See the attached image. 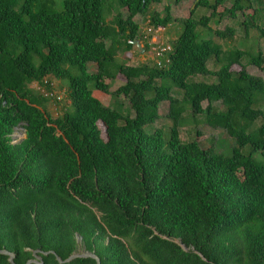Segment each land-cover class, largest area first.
Segmentation results:
<instances>
[{"label": "trees", "instance_id": "trees-1", "mask_svg": "<svg viewBox=\"0 0 264 264\" xmlns=\"http://www.w3.org/2000/svg\"><path fill=\"white\" fill-rule=\"evenodd\" d=\"M56 1L0 0V251L14 264L35 252L39 264H97L64 263L82 251L101 264H264V112L254 107L264 80L248 71L264 55L227 48L235 28H212L230 20L242 32V23L247 46L264 0H194L177 26L171 5L150 12L161 0H63L59 11ZM147 15L144 28L136 18ZM180 22L166 67L155 57L137 66L120 59L134 42L159 52L167 44H151L153 36ZM211 31L221 43L203 39ZM198 75L217 80H191ZM120 77L114 95L134 116L94 94H110ZM48 85L60 101L40 93ZM163 103L168 139L146 131ZM190 111L234 139L230 155L180 139L179 118ZM19 124L26 138L12 145ZM9 259L0 254V264Z\"/></svg>", "mask_w": 264, "mask_h": 264}, {"label": "rangeland", "instance_id": "rangeland-1", "mask_svg": "<svg viewBox=\"0 0 264 264\" xmlns=\"http://www.w3.org/2000/svg\"><path fill=\"white\" fill-rule=\"evenodd\" d=\"M62 1L63 0H57L55 4V9L57 11L61 10L62 8ZM176 0H161L159 3H155L151 6V11H155L156 13H165L164 10L166 6H170L171 8V14L173 18H176V22L174 24L177 26L178 21L180 20H185L190 16V12L193 9V4L194 0L190 1H184L180 2L179 4L176 5ZM148 16L141 17L138 16L136 18V21L145 28V23L147 24V19ZM196 16V13H195ZM197 17V16H196ZM194 17V18H196ZM180 26L176 32L173 33V26H170L166 32L163 33H158L153 36L151 39V44L153 45H159L162 44L163 42L170 43L172 41H175L181 34L183 24L182 22L179 23ZM251 25L252 27L250 28V37L249 39L250 43L246 46L244 43V37H245V26L241 23L240 27L242 28V32L239 31V28L236 25L233 24L230 20H225L224 22L220 24H215L212 23V28L213 29H224L225 27H233L236 30L235 36H234V41H230L227 43V48L229 49H249L252 52H255L253 56H257V53H262L264 55V39L261 37H258L259 35V28H264V9H260L257 12V15L255 16L254 19L251 18ZM143 28V29H144ZM206 38H203L204 40H214L221 43L219 39H217L213 33L207 32L205 35ZM255 42V44H254ZM231 43V45H230ZM141 44V43H140ZM232 46L236 48H231ZM254 46V47H250ZM153 56V52L149 51L147 53L142 54V52L138 51V48H134L132 52L125 54V57L120 55V59H124L127 61V64L132 65V66H137L141 63H152L150 58ZM252 56V55H251ZM250 57V56H249ZM247 63V61H245ZM211 70H217L219 67L212 62L209 65ZM88 70L90 72H95L96 71V65L95 64H89ZM248 71L250 74L258 76L264 80V65L262 67H255V66H249ZM191 80L196 81V82H216V77L212 76H205V75H198L195 77H192ZM57 85H59L60 89H67V85L64 82H59L56 81ZM55 82V83H56ZM124 84L123 78L120 77L113 86L111 87V93L110 94H103L102 92H99L98 90H94V88L91 86V89L94 90V94L101 100V102L108 107H111L113 109H116L118 111H121L125 115H132L134 116V112L131 109V106H129L127 100H119L117 97L114 95V91L117 90L119 86ZM58 92V90L56 91ZM174 93H179V90L174 89ZM183 104V103H181ZM204 107H207V103L203 104ZM63 106H65L67 109L70 107L69 103H64ZM219 106V105H217ZM258 107L264 112V102L263 103H258L257 105H254V107ZM169 112V103H163L160 106L159 113H160V118L156 120L155 123L151 124L146 128V131L148 132H154L157 129H161L163 131L165 139H168L170 137V130L173 127V119L172 117L168 116ZM262 124V119L257 120L256 122L252 123L249 128L250 131L253 132L255 129H257L259 126ZM178 129H179V136L182 141H191V140H197L200 144V146L204 149L208 148H213L216 153L222 154V155H230L233 147H234V139L230 137L224 130L222 129H212L209 127L206 122H205V115H198L195 116L193 113L187 112L183 116L179 118V124H178ZM199 134V135H198ZM244 153H248L250 151L249 147H245L242 149ZM254 158L260 160L261 159V152L257 151L254 152Z\"/></svg>", "mask_w": 264, "mask_h": 264}, {"label": "built area", "instance_id": "built-area-1", "mask_svg": "<svg viewBox=\"0 0 264 264\" xmlns=\"http://www.w3.org/2000/svg\"><path fill=\"white\" fill-rule=\"evenodd\" d=\"M162 31V29H161ZM160 51L158 52V49L157 48H153V58H157V66L158 67H164L165 65H168L170 63V58H169V55L168 53L171 51V47L170 46H165V47H160L159 48ZM160 59H164L163 63L162 61H160ZM159 60V61H158ZM40 91L41 94H43L44 96L46 97H49L51 99H54L56 98L57 101H60L61 100V96H59L57 94V92L55 91V89L53 88V85H48L46 86L45 88H39L38 89ZM25 134V130L24 129H17V136L14 137V143L15 142H19L20 140V137L24 136Z\"/></svg>", "mask_w": 264, "mask_h": 264}, {"label": "water", "instance_id": "water-1", "mask_svg": "<svg viewBox=\"0 0 264 264\" xmlns=\"http://www.w3.org/2000/svg\"><path fill=\"white\" fill-rule=\"evenodd\" d=\"M135 45L139 47L138 43L135 42ZM78 241H81V238L78 237ZM176 243H179V242H176ZM183 248L185 250H188L185 246H183ZM0 254L2 255H7L10 257L9 259V262L14 264V255L3 250V251H0ZM39 252H35L34 253V259L33 260H30L27 264H39V261L41 260L40 256H39ZM75 258H92L94 260H96L97 264H101V261L100 259L94 254V253H90V252H87V251H82L80 253H75L73 254L67 261H65L64 263H68L72 260H74ZM60 263H62V260L61 259H58Z\"/></svg>", "mask_w": 264, "mask_h": 264}, {"label": "crops", "instance_id": "crops-1", "mask_svg": "<svg viewBox=\"0 0 264 264\" xmlns=\"http://www.w3.org/2000/svg\"><path fill=\"white\" fill-rule=\"evenodd\" d=\"M139 45V47L137 46V48H138V51L139 52H142V54H143V51H140V49L143 47V44H138ZM15 136H17V131L14 129V131H13V133H12V135L10 136V138H11V144L12 145H16V144H18L17 142H15L14 143V137ZM26 138V134H24V136H22V137H20V139L19 140H24Z\"/></svg>", "mask_w": 264, "mask_h": 264}, {"label": "clouds", "instance_id": "clouds-1", "mask_svg": "<svg viewBox=\"0 0 264 264\" xmlns=\"http://www.w3.org/2000/svg\"><path fill=\"white\" fill-rule=\"evenodd\" d=\"M135 43V42H134ZM138 44H140V42H137ZM167 44V43H166ZM168 45V44H167ZM168 46H170V45H168ZM137 47V46H136ZM171 47V46H170ZM141 51H143L144 52V50H142V48H141ZM170 52H172V49H171V51ZM170 52L168 53V55L170 54ZM170 57V56H169ZM151 58H153V56L151 57ZM164 67H166V65L164 66ZM159 68H163V67H159ZM24 129L25 130V134H26V129H25V126L23 125V124H19L16 128H15V130L17 131V129ZM21 141V140H20ZM19 141V142H20Z\"/></svg>", "mask_w": 264, "mask_h": 264}]
</instances>
